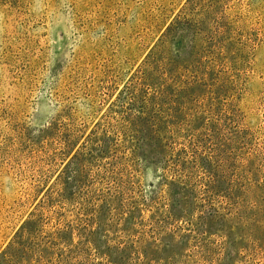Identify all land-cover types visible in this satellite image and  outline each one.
Listing matches in <instances>:
<instances>
[{"label": "rangeland", "instance_id": "1", "mask_svg": "<svg viewBox=\"0 0 264 264\" xmlns=\"http://www.w3.org/2000/svg\"><path fill=\"white\" fill-rule=\"evenodd\" d=\"M0 264H264V0H0Z\"/></svg>", "mask_w": 264, "mask_h": 264}]
</instances>
